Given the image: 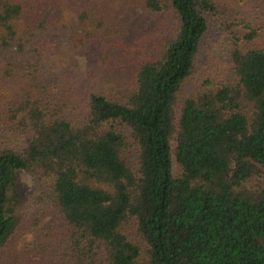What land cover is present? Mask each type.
Here are the masks:
<instances>
[{"label": "trees", "instance_id": "1", "mask_svg": "<svg viewBox=\"0 0 264 264\" xmlns=\"http://www.w3.org/2000/svg\"><path fill=\"white\" fill-rule=\"evenodd\" d=\"M124 5L0 0V264L19 173L16 264H264V0ZM211 47L227 76L180 100Z\"/></svg>", "mask_w": 264, "mask_h": 264}, {"label": "rangeland", "instance_id": "2", "mask_svg": "<svg viewBox=\"0 0 264 264\" xmlns=\"http://www.w3.org/2000/svg\"><path fill=\"white\" fill-rule=\"evenodd\" d=\"M143 0H123L126 4L122 9L123 11L131 10L129 13L132 17L136 18L139 22H142L143 11H142ZM223 53L226 51L224 43L219 47ZM94 50V47H92ZM221 50L216 48H210L199 61V65L194 76L184 85L180 93V100L188 97H192L202 92L206 81H221L227 76L228 67L223 60ZM212 75L216 78H212ZM212 78V79H211ZM264 183V179L262 180ZM38 194L37 184L33 181L32 177L27 173H19L17 175L14 186L10 192L9 208L11 213L18 219L19 226L15 232L14 239L10 245L12 251V258H5L7 261H11L12 264H16V258L23 252L26 244L35 241V231L30 222H34L37 216L35 211L39 207L36 203V196ZM45 211L41 212L42 215H46L44 221L39 229H43L45 222L54 217V214H44ZM27 215V216H26ZM4 259V260H5Z\"/></svg>", "mask_w": 264, "mask_h": 264}]
</instances>
